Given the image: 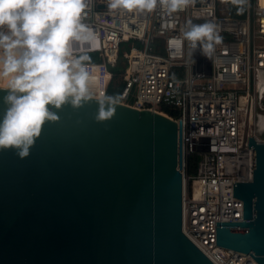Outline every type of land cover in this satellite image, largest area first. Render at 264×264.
Listing matches in <instances>:
<instances>
[{
  "label": "water",
  "instance_id": "95a60500",
  "mask_svg": "<svg viewBox=\"0 0 264 264\" xmlns=\"http://www.w3.org/2000/svg\"><path fill=\"white\" fill-rule=\"evenodd\" d=\"M95 99L58 110L28 157L0 150V264H215L183 231L182 121L117 103L97 122ZM247 141L243 220L217 223V247L264 264V139Z\"/></svg>",
  "mask_w": 264,
  "mask_h": 264
},
{
  "label": "built area",
  "instance_id": "2783aa9c",
  "mask_svg": "<svg viewBox=\"0 0 264 264\" xmlns=\"http://www.w3.org/2000/svg\"><path fill=\"white\" fill-rule=\"evenodd\" d=\"M106 3L95 0L84 20L93 39L75 49L90 56L92 97H115L136 110L182 121L183 231L215 264H258L217 247L216 228L218 222L243 220L233 187L252 179L247 139L253 133L243 125L242 98L250 109L260 100L255 82L258 70L264 72V0H248L243 17L231 16L223 0H196L173 14L159 7L119 17ZM188 19L217 25L222 42L211 58L198 50L191 57L182 35ZM192 156L198 159L188 173Z\"/></svg>",
  "mask_w": 264,
  "mask_h": 264
},
{
  "label": "clouds",
  "instance_id": "9594fccd",
  "mask_svg": "<svg viewBox=\"0 0 264 264\" xmlns=\"http://www.w3.org/2000/svg\"><path fill=\"white\" fill-rule=\"evenodd\" d=\"M196 0H107L108 10L120 15H147L159 7L168 14L177 13ZM243 11L248 0H223ZM95 0H0V79L6 105L0 118V150H13L23 159L40 137L42 126L59 120L57 111L64 105L79 109L90 102V73L87 50L76 52L79 45L93 39L84 22ZM183 39L190 55L198 50L211 58L222 42L212 21L185 22ZM194 62V60H193ZM257 88L264 90V72L257 73ZM264 94V91H262ZM94 119L108 121L115 115L118 98L95 99ZM264 134V115L256 121Z\"/></svg>",
  "mask_w": 264,
  "mask_h": 264
},
{
  "label": "bare ground",
  "instance_id": "6f19581e",
  "mask_svg": "<svg viewBox=\"0 0 264 264\" xmlns=\"http://www.w3.org/2000/svg\"><path fill=\"white\" fill-rule=\"evenodd\" d=\"M258 72H263V71L262 70H258ZM0 87H4V86H0ZM262 91H264V90H259L258 91V88H257V77H256L255 95H256L257 99H261L262 98V95H263ZM245 100H246V98H242L243 112L241 113V118H242V121H243L244 128H245V130H248V132L255 134L257 138L264 139V137L257 131V128H256L257 118L260 115H264V107L259 105V101L260 100H257V104H256L255 109H253V108L250 109V108H248L246 106V101ZM256 108H257V110H256ZM256 132H258L259 135H258V133L256 134Z\"/></svg>",
  "mask_w": 264,
  "mask_h": 264
},
{
  "label": "trees",
  "instance_id": "16d2710c",
  "mask_svg": "<svg viewBox=\"0 0 264 264\" xmlns=\"http://www.w3.org/2000/svg\"><path fill=\"white\" fill-rule=\"evenodd\" d=\"M228 12L231 16L243 17L245 15V6H244L243 11L241 12V11H238L237 6L232 5L230 2H228ZM116 70H118L117 67H116ZM116 89H117V87H116ZM197 159H198V156H192V157L187 158V160H186V171L188 173H193L195 171Z\"/></svg>",
  "mask_w": 264,
  "mask_h": 264
},
{
  "label": "rangeland",
  "instance_id": "374dc122",
  "mask_svg": "<svg viewBox=\"0 0 264 264\" xmlns=\"http://www.w3.org/2000/svg\"><path fill=\"white\" fill-rule=\"evenodd\" d=\"M7 83V78L5 79H0V86H4L5 84ZM259 105H261L262 107H264V94L262 95V98L260 99L259 101ZM257 110V108H256ZM258 132H256L257 134ZM263 137H264V134L260 133ZM259 135V133H258Z\"/></svg>",
  "mask_w": 264,
  "mask_h": 264
}]
</instances>
